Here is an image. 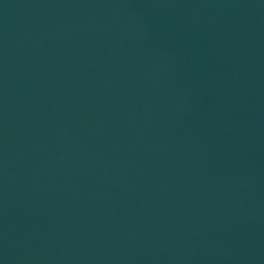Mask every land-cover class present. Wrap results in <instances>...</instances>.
<instances>
[{
  "label": "water",
  "instance_id": "1",
  "mask_svg": "<svg viewBox=\"0 0 264 264\" xmlns=\"http://www.w3.org/2000/svg\"><path fill=\"white\" fill-rule=\"evenodd\" d=\"M0 264H264V0H0Z\"/></svg>",
  "mask_w": 264,
  "mask_h": 264
}]
</instances>
